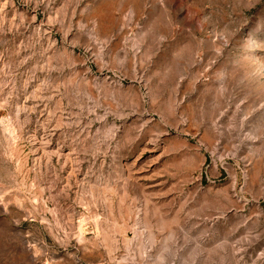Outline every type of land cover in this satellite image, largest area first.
Masks as SVG:
<instances>
[{"label": "rangeland", "instance_id": "1", "mask_svg": "<svg viewBox=\"0 0 264 264\" xmlns=\"http://www.w3.org/2000/svg\"><path fill=\"white\" fill-rule=\"evenodd\" d=\"M0 264H264V0H0Z\"/></svg>", "mask_w": 264, "mask_h": 264}]
</instances>
